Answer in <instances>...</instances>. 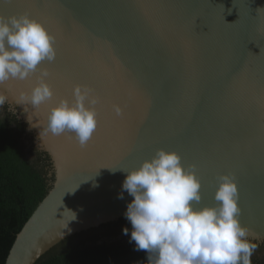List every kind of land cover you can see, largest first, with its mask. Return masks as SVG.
<instances>
[{
    "label": "water",
    "instance_id": "water-1",
    "mask_svg": "<svg viewBox=\"0 0 264 264\" xmlns=\"http://www.w3.org/2000/svg\"><path fill=\"white\" fill-rule=\"evenodd\" d=\"M47 3L41 9L33 0H0V16L37 19L55 35L57 50L55 61L28 79L0 84L55 176L6 264H36L66 239L126 219L134 197L122 189V169L138 168L159 149L177 152L201 180L197 207L216 206L218 178L232 176L241 223L263 244L264 0ZM44 69L52 100L37 109L17 104ZM76 85L100 98L86 147L72 133L44 134L49 111L71 100Z\"/></svg>",
    "mask_w": 264,
    "mask_h": 264
},
{
    "label": "clouds",
    "instance_id": "clouds-1",
    "mask_svg": "<svg viewBox=\"0 0 264 264\" xmlns=\"http://www.w3.org/2000/svg\"><path fill=\"white\" fill-rule=\"evenodd\" d=\"M55 40L42 22L28 14L0 16V84L26 80L45 61L54 62ZM48 76L42 70L39 82L30 93L21 92L17 104L37 109L51 101L55 93ZM72 97L51 108L44 134L72 133L86 147L98 127L95 105L100 98L84 85H76ZM7 99L0 92V107ZM114 111L117 116L123 113L119 105ZM122 170L127 173L122 189L134 197L124 214L132 226L129 242H135L137 251H146L147 264H252L259 245L241 223L239 188L232 176L218 178L216 206L197 207L202 182L175 151L159 149L138 168ZM123 232L128 235L129 229Z\"/></svg>",
    "mask_w": 264,
    "mask_h": 264
},
{
    "label": "trees",
    "instance_id": "trees-1",
    "mask_svg": "<svg viewBox=\"0 0 264 264\" xmlns=\"http://www.w3.org/2000/svg\"><path fill=\"white\" fill-rule=\"evenodd\" d=\"M28 135V125L9 104L0 107V264H6L17 235L52 188V160ZM129 229L125 235L123 229ZM127 219L104 224L58 244L36 264H147L146 251L129 242ZM252 264H264V243Z\"/></svg>",
    "mask_w": 264,
    "mask_h": 264
},
{
    "label": "snow or ice",
    "instance_id": "snow-or-ice-1",
    "mask_svg": "<svg viewBox=\"0 0 264 264\" xmlns=\"http://www.w3.org/2000/svg\"><path fill=\"white\" fill-rule=\"evenodd\" d=\"M34 6L37 8H46L48 7L47 0H33ZM35 19V18H34ZM226 22V21H225ZM227 23V22H226ZM55 36V35H54ZM193 170V169H192Z\"/></svg>",
    "mask_w": 264,
    "mask_h": 264
}]
</instances>
